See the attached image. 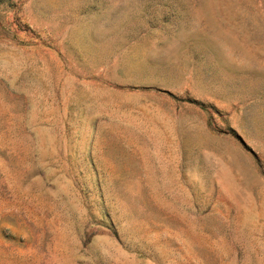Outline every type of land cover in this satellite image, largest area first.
<instances>
[{"label":"rangeland","instance_id":"rangeland-1","mask_svg":"<svg viewBox=\"0 0 264 264\" xmlns=\"http://www.w3.org/2000/svg\"><path fill=\"white\" fill-rule=\"evenodd\" d=\"M0 264H264V0H0Z\"/></svg>","mask_w":264,"mask_h":264}]
</instances>
